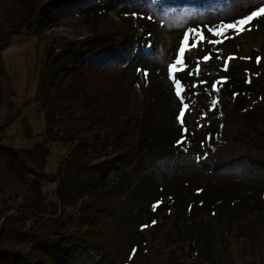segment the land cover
Instances as JSON below:
<instances>
[{
    "label": "trees",
    "instance_id": "16d2710c",
    "mask_svg": "<svg viewBox=\"0 0 264 264\" xmlns=\"http://www.w3.org/2000/svg\"><path fill=\"white\" fill-rule=\"evenodd\" d=\"M5 1L0 0V3ZM7 1L10 8L14 7V17L10 19L8 32L0 30V41L30 32L45 43L44 71L52 77L50 88H57L56 95L61 97L67 95L71 85L76 86V95L71 99L76 123L72 132H67L69 137H65L66 133L60 134L61 140L69 146L68 156L75 154L77 147H83L85 152L92 154L86 159L87 167L106 168V173L98 182L79 180L70 194L67 176L81 169L80 165L75 167L71 157L67 156L60 162L55 174L49 175L44 170V155L40 150L6 145L0 139V264H45L46 255L41 250L48 245L60 243L65 251L63 253H66L74 243L84 242L80 237L85 214L95 217L100 211V204H91L89 200L112 194L118 184L128 191L123 179L127 176L133 178L141 157L156 154L160 144L155 138L153 118L158 108V97L147 76H139V82L133 83L127 78L128 66L142 41L141 32L146 28L137 23L143 15L137 14L136 18L125 9L133 2L143 0ZM178 1L192 3L203 0ZM116 8L119 12L116 21L119 31H105L110 27L104 28L97 22L104 15L108 18ZM261 8H264L263 3L253 12ZM141 14L144 12L141 11ZM70 19L82 21L88 36L72 41L67 36L46 34ZM253 23L264 27V15L256 17ZM222 24H212L209 30L218 31V26L222 27ZM201 29L195 26V32L188 39L196 42L199 49L206 46L203 50L207 52L205 38L209 35L198 31ZM233 32L227 30L218 37L231 36ZM197 34L204 39L201 41ZM211 35L215 36L213 32ZM118 41L121 43H116ZM1 51L0 47V75L4 74ZM218 52L220 61L213 60L218 69L212 71L211 76L219 83L216 95L221 126L219 134L212 133L205 145L197 146L196 151L208 161L205 163L206 166L209 163L206 171L209 170V174L216 178L222 177V181L212 179L204 186L190 184L188 188L173 187L169 196L159 192L162 198H157L155 207L148 211L155 228L171 230L165 237L162 251L174 246L171 249L173 254L186 252L191 257L200 255V262L209 264L215 263L218 258L215 247L221 228H214L217 223L220 226L227 223L231 233L233 228L240 232L248 230L245 234L264 229L260 223L258 225V219L264 216L263 192H257L243 179L223 177L231 176L237 168L251 167L255 178L264 179V76L256 77L257 63L242 61L234 64L235 60L230 62L229 57ZM184 58L185 68L176 72L175 76L182 85V94L185 92L186 98H192V87L188 81L196 80L197 76L189 73L197 66L186 55ZM172 88L175 89V83ZM42 91L43 96L50 93L48 88H42ZM8 126V122L2 123L0 132ZM90 158L98 159L97 164H90ZM84 165L81 164L82 169ZM52 184L58 187L56 194L59 201H52L49 194L43 191L45 185ZM193 186L197 189L192 192ZM79 197L84 200L83 206L70 212L68 205H74ZM130 198L128 194L122 202L132 204ZM140 202L143 203L140 199L135 201ZM246 213L252 214V218L242 224L240 218H244ZM238 237L246 236L242 237L240 233ZM185 243L189 245L188 249L184 248ZM137 246L132 247L135 258L140 254ZM145 253L148 255L147 251ZM135 258L131 257L129 261L133 262ZM180 264L192 263L182 260Z\"/></svg>",
    "mask_w": 264,
    "mask_h": 264
},
{
    "label": "rangeland",
    "instance_id": "374dc122",
    "mask_svg": "<svg viewBox=\"0 0 264 264\" xmlns=\"http://www.w3.org/2000/svg\"><path fill=\"white\" fill-rule=\"evenodd\" d=\"M41 1L45 3V0ZM145 1L133 2L126 7L127 10L125 9L126 12L131 11L136 18L137 14L143 15L142 20H137V23L143 29L146 28V31L141 32L142 41L138 44L133 53V60L128 66L127 78L133 83L139 82V76H147L152 84L153 91L158 97V108L153 118V125L156 129L155 138L156 141L159 139L160 146L157 147L156 154H146L141 157L132 175L133 178L127 176L129 179L127 177L123 179L128 191H124L122 184H118L112 194H104L102 198L88 201L91 204L99 203L100 211L95 217L90 216L89 213L85 214L80 237L84 242L74 243L75 245L70 246L66 253H63L65 251L60 243L56 246L48 245L46 249L41 250L42 254L46 255L45 264H180L182 260L192 264H209L200 262V255L197 257L194 254L191 257L186 252L173 254L171 249H174V246L168 251H162L165 247V237L171 230L163 227L155 228V223L150 222L148 211L155 207L157 198H162L159 192L169 196L173 187L188 188L190 184L204 186L203 184L212 179L222 181V177L216 178L209 174V170L206 171L209 163L206 166L205 163L208 161L205 160L204 155L196 151L197 146L205 145L212 133L219 134L221 126L219 115L217 116V103L215 106L212 105L213 99L217 100L213 87L219 85L218 80L211 76L212 71L218 69L213 60L220 61L218 57L220 51L229 57L230 62L235 60L234 64H240L242 61L257 63L256 77L264 76V27L255 26L254 18L239 34L233 32L231 36L220 38L217 35L213 37L209 27H213L212 24L225 25L232 20L236 22L245 18L261 3L264 4V0H203L192 3L178 0ZM141 11L144 14H141ZM109 15L108 18L104 15L97 23L102 24L104 28L110 27L105 31H119L120 27L116 22L119 15L118 8ZM12 17H14V7L10 8L7 0L0 3V30L5 32L10 30ZM67 21L52 28L46 34L67 36L72 41L88 36L82 21L73 19ZM195 26L202 28L198 30L201 33L207 32L209 35L205 38L207 52L203 50L206 46H201L199 49L196 42L188 39V36L195 32ZM248 28L251 30H246ZM186 37L188 43L184 44ZM213 40L222 42L213 44L211 43ZM116 43L120 44L121 41ZM0 47L1 65L4 70V74L0 75V125L4 122L9 123V126L0 132V139L6 145L40 150L39 152L44 155L42 157L45 172L53 175L60 162L67 159L69 154V146L65 140H61L63 138L60 134L72 132V127L76 123L71 100L76 95V86L71 85L67 95L61 97L56 95L57 88L53 86L50 88L52 77L49 72L44 71L45 43L40 42L30 32L10 36L0 41ZM181 47H184L187 58L199 67L196 80L188 81L189 84L191 83L190 94L193 97L186 98L185 92L182 94L183 103L194 104H190L189 109L184 110L183 127L178 121L183 103L176 95V90L172 88L174 82L170 78L169 71L170 65L179 58ZM180 71L181 69L177 72ZM201 81L206 83L201 84ZM194 84L200 86L193 87ZM42 88H48L50 93L43 96ZM184 128L187 129L186 132ZM228 133L232 131L228 130ZM66 134L65 137H69ZM182 136L186 137V141L178 146L177 142ZM89 155L92 154L89 151L85 152V148L77 147L75 154L68 156L74 161L75 167L79 165L81 167L67 176L70 194L78 186L79 180L88 182L91 180L95 183L106 173L105 167L99 166L93 169L86 166ZM96 160L98 159L90 158L89 162L95 165ZM83 163L85 165L82 169ZM250 168L240 167L235 169L231 176L228 174L229 176L223 177L243 179L254 186L257 192L264 194V179L257 176L255 178ZM249 184L246 186L248 187ZM57 189L55 184L43 187V191L49 194L52 201H59ZM196 189L193 186L192 192ZM128 194L132 198H130L132 204L129 201L128 204L122 202V198L127 197ZM138 199L143 203H135ZM83 202L84 200L80 198L74 205H68L69 211L75 212L81 209ZM58 210L61 213L59 208ZM251 218L252 214L246 213L240 221L245 224ZM259 223L264 226V216L258 219V225ZM148 225L149 227L146 228ZM216 225L214 228H221L215 247V256L218 258L215 263L210 264H264V229L245 234L248 230L240 232L233 228L231 233V230L228 231L227 223ZM240 233L242 237H246H238ZM134 245H138L140 253L136 258ZM184 248L188 249L189 245L185 243ZM146 251L148 255H145ZM59 256L61 257L58 259ZM131 257L136 260L130 262Z\"/></svg>",
    "mask_w": 264,
    "mask_h": 264
},
{
    "label": "snow or ice",
    "instance_id": "6c2138e0",
    "mask_svg": "<svg viewBox=\"0 0 264 264\" xmlns=\"http://www.w3.org/2000/svg\"><path fill=\"white\" fill-rule=\"evenodd\" d=\"M261 15H264V8L259 9V11H254L251 15H248L245 18H242L238 21H236L235 23H229V24H225L222 27L218 26L219 30H212L210 29L209 31H212L215 35L219 36L222 33H225L227 30H233L235 31L237 34H239V32L244 31L245 30V26L249 25L251 23V21H253L254 18L259 17ZM246 30H251L250 28L246 29ZM200 35V34H197ZM204 39V37L202 35H200V40L202 41ZM222 41L219 40H213L211 41V43L216 44ZM188 43V39L187 37L184 40V44ZM195 46V45H194ZM184 56H185V49L184 47H181L179 50V58L175 60L174 63H172L170 65V78L173 80V82L175 83V89H176V95L178 97H180L181 102L183 103L184 101V97L182 95V85L180 84L179 81H177L175 73L180 70V69H184L185 68V63H184ZM207 59V57H206ZM196 74L199 75V67H197L196 69L193 70V72L189 73L190 75L192 74ZM201 84L206 83L205 81H201ZM199 84H194L193 87H199ZM213 91L218 92L219 89L216 88L215 86L213 87ZM218 101L216 99H213L212 101V105L215 106L216 103ZM189 109V104L188 103H183V110L180 112V115L178 117V121L181 123V126L183 127L184 121H183V117H184V110H188ZM184 131L186 132L187 129L184 128ZM186 141V137L182 136L181 139L177 142L178 146L184 144ZM135 251V250H134Z\"/></svg>",
    "mask_w": 264,
    "mask_h": 264
}]
</instances>
